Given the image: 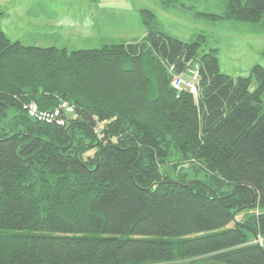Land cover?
I'll use <instances>...</instances> for the list:
<instances>
[{
	"label": "trees",
	"instance_id": "trees-1",
	"mask_svg": "<svg viewBox=\"0 0 264 264\" xmlns=\"http://www.w3.org/2000/svg\"><path fill=\"white\" fill-rule=\"evenodd\" d=\"M208 1L264 32V0ZM142 15L141 39L70 53L0 30V264H264V68L221 74L203 34ZM194 69L196 96L172 88Z\"/></svg>",
	"mask_w": 264,
	"mask_h": 264
},
{
	"label": "rangeland",
	"instance_id": "rangeland-1",
	"mask_svg": "<svg viewBox=\"0 0 264 264\" xmlns=\"http://www.w3.org/2000/svg\"><path fill=\"white\" fill-rule=\"evenodd\" d=\"M144 10L155 16L154 25L167 36L191 42L203 34L205 38L199 54L201 56L211 47L218 48L221 74L232 78L248 77L253 67L264 68V33L254 29L253 25L241 27L236 22H210L205 18L199 22L200 26L181 23L182 15L178 13V19L173 15L175 11L166 12L157 0H0V30L11 42L24 46L65 48L70 53L139 40L145 33ZM95 16L98 22L109 21L116 28L108 33L101 31L88 36L77 33L78 22L96 20ZM46 21L52 25L47 26ZM202 26L205 29H200ZM193 28H197L196 31ZM261 102L264 108V92ZM93 152L88 150L85 156ZM236 220L240 221L241 216Z\"/></svg>",
	"mask_w": 264,
	"mask_h": 264
},
{
	"label": "crops",
	"instance_id": "crops-1",
	"mask_svg": "<svg viewBox=\"0 0 264 264\" xmlns=\"http://www.w3.org/2000/svg\"><path fill=\"white\" fill-rule=\"evenodd\" d=\"M157 1L160 4V7L165 9L166 12L167 11H175V14H173V15H175V17H177V18H178V13H179V15H182L181 23H190V24L200 26L201 24L199 22L205 21V19H204V17L199 16L196 13H198V12H205V13L212 12L209 5H210V3H213V2H210V1L207 2V0H201L202 2H204V4L202 6L195 7V8L190 4L191 2H188L187 0H166V1L165 0H157ZM179 2H182V3L180 4ZM211 7H212V5H211ZM168 14H169V12H168ZM168 14H167V16H168ZM1 15H2V12L0 11V18H1ZM95 17H96L95 18L96 20H92V21L81 20L82 21L81 23L78 22V25L76 26L79 28L77 33L81 34L82 36H88L89 34H92V33H100L101 31L104 33H108L111 29L116 28V26L114 24H110L111 22H109V21H100L99 20V22H98L97 16H95ZM178 19H180V18H178ZM45 24L49 27L52 25L50 22L47 23V21L45 22ZM208 25L211 26L210 24H208ZM236 25L243 27L247 24L244 25V24H240V23L236 22ZM74 26H75V24H74ZM156 28H157V26H156ZM193 29L196 31L197 28L196 29L193 28ZM200 29H205V28L202 26V28H200ZM159 31L164 33L162 30H159ZM201 31H204V30H201ZM261 33H264V32H261ZM144 34L145 33L142 34V37L144 36Z\"/></svg>",
	"mask_w": 264,
	"mask_h": 264
},
{
	"label": "built area",
	"instance_id": "built-area-1",
	"mask_svg": "<svg viewBox=\"0 0 264 264\" xmlns=\"http://www.w3.org/2000/svg\"><path fill=\"white\" fill-rule=\"evenodd\" d=\"M169 73L174 71L173 67H168ZM199 79V73L196 69L189 71L188 74L174 75L171 86L177 91L188 90L191 94L196 96L197 94V83ZM28 114L30 117L37 119L38 121L45 122L47 124H58L64 123L61 116V111L66 112L69 115L74 114V109L67 103H62L59 109L54 111H42L39 110L35 104H31L28 108ZM75 117V115H73ZM98 132V131H96Z\"/></svg>",
	"mask_w": 264,
	"mask_h": 264
}]
</instances>
